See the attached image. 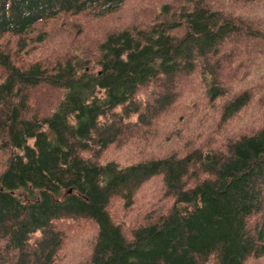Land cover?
Wrapping results in <instances>:
<instances>
[{
  "label": "trees",
  "instance_id": "obj_1",
  "mask_svg": "<svg viewBox=\"0 0 264 264\" xmlns=\"http://www.w3.org/2000/svg\"><path fill=\"white\" fill-rule=\"evenodd\" d=\"M124 1L0 0V264H58L79 221L95 233L72 264L264 260V0H143L88 49L50 44L49 23H107ZM178 122L166 153L103 159ZM155 179L126 229L111 205L131 209Z\"/></svg>",
  "mask_w": 264,
  "mask_h": 264
},
{
  "label": "rangeland",
  "instance_id": "obj_2",
  "mask_svg": "<svg viewBox=\"0 0 264 264\" xmlns=\"http://www.w3.org/2000/svg\"><path fill=\"white\" fill-rule=\"evenodd\" d=\"M144 1V3H149L152 9L155 11L157 10L158 6L154 8L153 6L158 4L159 0ZM141 4H143V0H125L118 13L109 17L107 23H105L101 17L95 18L92 14H82L78 17L72 18L64 17L63 20L59 19L57 21H53L45 26L50 35V44L54 42V45L57 41H59L62 45L63 43L70 44L69 47H72L77 51L88 49L86 46L90 47V45H93L101 30L106 29L108 25L115 26L116 24H119L116 25L118 27L129 25V17L132 15L133 11H137L138 8L140 9ZM144 6L145 8H141V10L146 9L147 12L146 15H142L141 20L151 15V9H147L149 8L148 5L144 4ZM135 22H137V20ZM9 39V37L5 36L2 38L1 42H7ZM54 46L59 47L61 45ZM34 47L33 53H37L42 57L46 56L50 50L48 49L49 44H37V46ZM34 97V107H37V99L40 100V102L43 100L44 105L40 107L42 109L47 108L49 106V102L52 101L51 95L46 92L43 94L37 91ZM195 122V120H191L188 122L187 126L191 127ZM163 126L164 125H162V127ZM179 127L180 122L167 124L164 128H162L160 137L156 135L145 143L140 141L137 147L133 148V150H128V148L125 147L122 149L111 147L104 153L103 159H114L121 164H125L166 153L168 150L167 146H172L173 142L181 138V136L177 135L180 133ZM169 130L172 131L169 133ZM173 133H175V135ZM169 135L171 136L169 140L172 141V143L164 139L169 137ZM159 189H161L160 180L155 179L151 181L137 194L135 203L131 209L125 210L122 208L120 203H113L110 208L114 213L115 220L124 223L126 229L134 226L144 215L142 213L144 212L145 202L156 199L160 193ZM94 230V225L82 221L73 223L67 230L64 228L65 244L64 249L60 253L58 264H72L76 261L84 259L90 252V244L95 233ZM245 264H264V260L250 258L245 262Z\"/></svg>",
  "mask_w": 264,
  "mask_h": 264
}]
</instances>
